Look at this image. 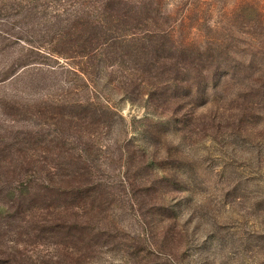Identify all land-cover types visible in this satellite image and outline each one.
Listing matches in <instances>:
<instances>
[{"label":"rangeland","instance_id":"rangeland-1","mask_svg":"<svg viewBox=\"0 0 264 264\" xmlns=\"http://www.w3.org/2000/svg\"><path fill=\"white\" fill-rule=\"evenodd\" d=\"M0 264H264V0H0Z\"/></svg>","mask_w":264,"mask_h":264}]
</instances>
